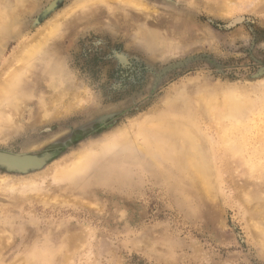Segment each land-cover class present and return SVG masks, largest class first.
Returning a JSON list of instances; mask_svg holds the SVG:
<instances>
[{"label": "rangeland", "instance_id": "1", "mask_svg": "<svg viewBox=\"0 0 264 264\" xmlns=\"http://www.w3.org/2000/svg\"><path fill=\"white\" fill-rule=\"evenodd\" d=\"M7 79L0 264H264V0H0Z\"/></svg>", "mask_w": 264, "mask_h": 264}, {"label": "water", "instance_id": "2", "mask_svg": "<svg viewBox=\"0 0 264 264\" xmlns=\"http://www.w3.org/2000/svg\"><path fill=\"white\" fill-rule=\"evenodd\" d=\"M45 159L28 153H8L0 151V166L6 170L26 172L41 167Z\"/></svg>", "mask_w": 264, "mask_h": 264}, {"label": "bare ground", "instance_id": "3", "mask_svg": "<svg viewBox=\"0 0 264 264\" xmlns=\"http://www.w3.org/2000/svg\"><path fill=\"white\" fill-rule=\"evenodd\" d=\"M229 1H230V0H229ZM19 59H20V58H19ZM24 70H25V69H24ZM15 79H16V78H15ZM15 79H14V80H15ZM11 82H12V80H10V79H9V80L7 79V81L3 80V82L0 83V88L2 87V88L0 89V93H1V92L3 93L4 90H6L7 88H10V87H11V86H10V83H11ZM2 96H3V95H1V97H2ZM14 103H15V102H14ZM10 104H11V101H10ZM14 105H16V104H14ZM8 108H10V107H8ZM10 109H11V108H10ZM14 112H15V111H14ZM0 113H1V112H0ZM15 113H16V112H15ZM58 113H59V112H58ZM15 115H16V114H15ZM3 117H4V116H3ZM4 118H6V117H4ZM1 122H2V121L0 120V124H1ZM7 123H8V122H7ZM3 124H4V123H2L1 125H3ZM7 126H8V125H7ZM1 127H2V126H1ZM1 127H0V128H1ZM5 128H6V127H5ZM3 132H4V131H3ZM191 137H192V136H191ZM188 139H189V138H188ZM189 140H191V139H189ZM176 142H177V141H176ZM190 146H191V145H190ZM195 147H196V146H195Z\"/></svg>", "mask_w": 264, "mask_h": 264}]
</instances>
